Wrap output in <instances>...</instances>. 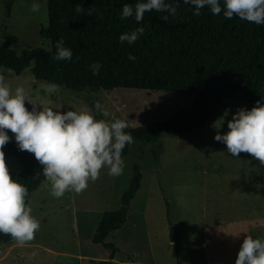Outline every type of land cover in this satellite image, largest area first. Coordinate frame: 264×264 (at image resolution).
Instances as JSON below:
<instances>
[{"label": "rangeland", "instance_id": "rangeland-1", "mask_svg": "<svg viewBox=\"0 0 264 264\" xmlns=\"http://www.w3.org/2000/svg\"><path fill=\"white\" fill-rule=\"evenodd\" d=\"M33 2L40 4L39 13L30 11ZM47 20L46 0H0V44L8 42L17 53L35 46L48 50L49 40L40 35ZM0 74L13 91L22 86L31 99L54 110L86 106L96 119L118 118L128 127L154 125L193 99L190 94L132 88H59L49 95L43 91L48 84L36 80L29 68L19 75L0 68ZM97 101L108 117L97 112ZM25 105L33 107L28 101ZM253 106L231 102L221 134L228 131L227 121L238 108ZM218 119L186 133L164 132L158 162L149 154L151 145L134 141L122 158V175L110 176L105 167L80 194L72 191L55 198L41 183L28 202L40 222L35 239L24 246L12 242L1 248L0 264H95L108 258L110 249L92 243L91 237L103 212L119 207L135 161L142 175L140 187L130 202L127 221L105 240L116 247L110 264H235L246 235L264 239V165L248 153L233 157L225 143L216 141ZM8 135L16 142L14 134ZM5 160L8 169L21 168L18 160ZM171 225L176 241L169 239Z\"/></svg>", "mask_w": 264, "mask_h": 264}, {"label": "trees", "instance_id": "trees-1", "mask_svg": "<svg viewBox=\"0 0 264 264\" xmlns=\"http://www.w3.org/2000/svg\"><path fill=\"white\" fill-rule=\"evenodd\" d=\"M138 2L145 0H46L48 20L40 28V35L49 40L50 50L35 46L17 53L8 42L2 43L0 68L16 75L29 68L36 80L72 91L132 88L192 95L188 107L177 109L165 120L125 129L140 146L151 145L149 154L155 162L163 150L160 138L164 132H190L223 116L231 102L254 106L258 100L264 103V25L236 16L228 19L223 11L214 15L207 6L197 16L183 0H166L178 4L176 15H169L167 21L162 17L168 13L154 10L146 12L140 22L134 14L122 19L123 5L134 8ZM220 3L223 8L224 0ZM77 6L84 11L77 13ZM140 27L144 32L137 41L120 42L121 34ZM60 39L71 49V59L53 58ZM130 55L135 60L129 59ZM97 62L101 65L99 74L93 75L90 66ZM131 144L122 150V158ZM3 151L5 157L21 165L19 170L9 172L27 187L28 203L45 181L42 166L34 154L19 150L16 142L9 141ZM132 169L119 207L103 212L91 237L92 243L110 249L108 258L95 264H110L115 257L116 247L105 240L127 221L130 202L140 187L138 161ZM169 239L176 241L172 225ZM12 242L11 236L0 233V249Z\"/></svg>", "mask_w": 264, "mask_h": 264}, {"label": "clouds", "instance_id": "clouds-1", "mask_svg": "<svg viewBox=\"0 0 264 264\" xmlns=\"http://www.w3.org/2000/svg\"><path fill=\"white\" fill-rule=\"evenodd\" d=\"M183 3L191 5L195 9L193 14L197 16L207 6L214 15L223 11L228 19L236 16L264 25V0H224L223 8L220 0H183ZM40 7L39 3L33 2L30 11L39 13ZM177 7L178 4L166 3V0H145L136 3L134 8L124 4L122 19L134 14L135 20L140 22L146 12L154 10L168 13L162 17L167 21L169 15H176ZM75 10L77 13L84 11L79 6ZM91 13L89 9L88 15ZM143 32L144 28L140 27L121 34L119 40L132 44ZM71 57V49L64 46L63 39L58 40L53 58L66 60ZM129 59L135 60V57L130 55ZM90 67L93 75L99 74L101 65L98 62ZM58 90L59 86L54 83L43 87L44 93L49 95ZM25 101L33 105L31 110L26 107ZM37 105L42 108L38 109ZM59 109L54 110L31 99L22 86L13 91L5 76L0 74V233L11 236L19 246L35 239L40 222L31 214L32 209L26 203L27 187L12 178L6 164L3 148L11 139L9 131L14 134L19 150L34 154L45 177L41 186L48 188L55 198L72 191L80 194L87 189L89 181L95 182L99 178L105 167L110 176L122 175V150L134 142L132 135L125 131L128 127L125 120L96 119L86 106L66 112ZM95 109L102 116H109L99 101L95 103ZM228 114L226 109L218 119L219 126L215 123L217 132L214 139L225 143L233 157H239L242 152L248 153L264 165V103L258 100L251 109L238 108L227 121L228 131L221 134L219 129ZM235 264H264V239L246 235Z\"/></svg>", "mask_w": 264, "mask_h": 264}, {"label": "water", "instance_id": "water-1", "mask_svg": "<svg viewBox=\"0 0 264 264\" xmlns=\"http://www.w3.org/2000/svg\"><path fill=\"white\" fill-rule=\"evenodd\" d=\"M174 246H175V244H174Z\"/></svg>", "mask_w": 264, "mask_h": 264}]
</instances>
